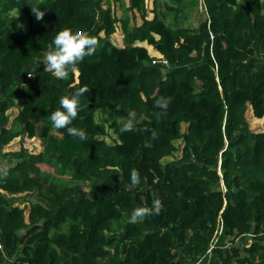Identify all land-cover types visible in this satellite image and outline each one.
<instances>
[{"label": "trees", "instance_id": "1", "mask_svg": "<svg viewBox=\"0 0 264 264\" xmlns=\"http://www.w3.org/2000/svg\"><path fill=\"white\" fill-rule=\"evenodd\" d=\"M123 14L0 0V264H264L262 0H129ZM63 27L94 52L64 78L35 72ZM82 85L70 124L84 139L50 119ZM26 137L42 147L6 150Z\"/></svg>", "mask_w": 264, "mask_h": 264}, {"label": "clouds", "instance_id": "2", "mask_svg": "<svg viewBox=\"0 0 264 264\" xmlns=\"http://www.w3.org/2000/svg\"><path fill=\"white\" fill-rule=\"evenodd\" d=\"M36 17L39 19L43 16V11L38 8H32ZM97 45V40L82 30L73 31L71 28L63 27L59 29L52 37L48 45V50L42 61L34 65L33 70L36 72L40 63L43 62V71H51L57 77L64 78L69 70L76 67V63L86 55H91ZM28 75L32 74L28 72ZM87 90V85L76 88L73 92L63 95L59 98L60 107L56 108L50 114L53 127L59 129L67 126V132L71 135L84 139L86 132L70 124V121L77 117L81 95ZM157 104L164 107L166 101L157 99ZM134 111L129 112V116H134ZM132 119L126 121L124 127L131 128ZM131 182H138V174L135 169L131 171ZM148 209L145 207H136L133 209L130 219L135 220L137 216L143 215Z\"/></svg>", "mask_w": 264, "mask_h": 264}, {"label": "rangeland", "instance_id": "3", "mask_svg": "<svg viewBox=\"0 0 264 264\" xmlns=\"http://www.w3.org/2000/svg\"><path fill=\"white\" fill-rule=\"evenodd\" d=\"M262 6H263V9H264V0H262ZM116 7L117 6H116V3L114 1V9H115V11H117ZM189 11H192V8H189ZM17 15L20 18L21 24L25 28H27L28 27V22H27V18L24 16V14L22 12H17ZM127 15H129V13ZM191 24L193 26L197 25L198 24V19L193 18ZM114 35L116 37H118V38H121V36H122L121 30L117 29V31H116V33H114ZM23 104H24V99L18 98V99L15 100V106L11 110V120L15 117V115L18 112V110L23 106ZM251 126H252V128H255V129H262V126L258 122L253 120V119L251 120ZM110 132H111V130H110ZM22 143L24 145H26L27 147H30V148L33 147V148L40 149L42 147L41 141L38 138L37 139H35V138L31 139V138L26 137L24 139H22V138L15 139L14 141H12L7 146L6 150H17V149H19V147H20V145ZM42 172L43 173L47 172L51 176V178L55 179V181H57V182H61V183H65V184H70L71 183V182H69L66 179H65V181H63L62 178L58 177L57 176V172H56V170L53 167L48 166L46 168H43ZM21 206H23V204H21ZM27 215H28V208H27V211H26V216Z\"/></svg>", "mask_w": 264, "mask_h": 264}, {"label": "crops", "instance_id": "4", "mask_svg": "<svg viewBox=\"0 0 264 264\" xmlns=\"http://www.w3.org/2000/svg\"><path fill=\"white\" fill-rule=\"evenodd\" d=\"M105 1V3H108L109 1H111V3H112V5H113V7H114V1H115V3H116V9H117V11H115V12H117L118 13V16H122V15H124L123 13L125 12V10L127 9V7H128V1L129 0H104ZM139 23H140V20L138 21ZM121 30V29H120ZM121 32H122V30H121ZM123 34H122V36H121V38H118V37H116L115 35H114V38L116 39V41H117V43L119 44V45H121V46H123L124 45V39H123ZM1 166H2V164H0V168H1ZM249 245V244H248Z\"/></svg>", "mask_w": 264, "mask_h": 264}, {"label": "built area", "instance_id": "5", "mask_svg": "<svg viewBox=\"0 0 264 264\" xmlns=\"http://www.w3.org/2000/svg\"><path fill=\"white\" fill-rule=\"evenodd\" d=\"M155 62V60H153ZM160 62L167 63V60L164 58L159 59ZM2 248V240H1V233H0V249Z\"/></svg>", "mask_w": 264, "mask_h": 264}]
</instances>
